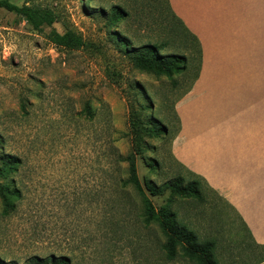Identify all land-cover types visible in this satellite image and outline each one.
<instances>
[{
    "label": "rangeland",
    "instance_id": "rangeland-1",
    "mask_svg": "<svg viewBox=\"0 0 264 264\" xmlns=\"http://www.w3.org/2000/svg\"><path fill=\"white\" fill-rule=\"evenodd\" d=\"M9 1L50 8L56 20L36 30L0 7V161L18 160L0 175L18 190L7 213L0 197V264L61 256L66 264H192L166 258L158 218L146 219L164 205L216 240L219 264H254L264 252L236 213L171 153L174 104L195 75V44L184 49L179 35L163 59L144 54V43L169 40L165 23L143 9L147 0ZM52 29L82 44L58 46ZM173 51L184 59L165 71L159 63ZM176 175L197 181L204 199L145 187Z\"/></svg>",
    "mask_w": 264,
    "mask_h": 264
},
{
    "label": "crops",
    "instance_id": "crops-1",
    "mask_svg": "<svg viewBox=\"0 0 264 264\" xmlns=\"http://www.w3.org/2000/svg\"><path fill=\"white\" fill-rule=\"evenodd\" d=\"M168 1L201 50L197 75L174 104L172 156L264 252V0Z\"/></svg>",
    "mask_w": 264,
    "mask_h": 264
},
{
    "label": "trees",
    "instance_id": "trees-1",
    "mask_svg": "<svg viewBox=\"0 0 264 264\" xmlns=\"http://www.w3.org/2000/svg\"><path fill=\"white\" fill-rule=\"evenodd\" d=\"M154 1H157V3L154 4ZM162 4L164 7H162ZM143 6V9L147 8V11L151 9V13L153 14L152 18H160V21L165 23L163 27L169 37V40L167 39L162 41L160 46L153 45L150 42L144 43L141 46L143 53L148 54V56L151 57L155 56V54L158 57H162V55L160 56V52L165 50V48L170 44V41H175L176 37L179 38L180 35L179 41L184 49L190 50L192 43L195 44L196 47L197 67L193 77L194 79L199 70L201 58L200 44L197 38L174 14L168 0H147ZM0 7L7 11L14 12L36 30H41L44 26H50L56 20V16L53 11L47 7L28 5L26 3L16 5L9 0H0ZM114 9L120 10L119 7H114ZM133 16L135 19L137 18L136 14H133ZM48 38L54 44L67 48H73L82 44L80 36L70 30L65 31L64 33H58L52 29L48 33ZM167 57V60L159 63L165 65V71L178 68L179 63L184 59L183 56L179 55V52L175 51L169 52ZM163 58L164 56L162 59ZM156 60L158 62L159 58H156ZM155 133L157 134V132ZM17 163L18 160L15 156L7 155L6 158L0 161V175L5 176L11 173V170H15L17 168ZM182 182V177L180 175H176L163 182L162 186H158L153 181H148L145 184V187L152 195H159L165 192L168 194L169 199H171L172 196L177 195L204 199L201 195L197 181L192 180L187 184H182ZM17 195L18 190L15 187H11L8 183H0V197L4 206V213H7L10 208L13 207V202L10 201V198ZM146 215L147 221L158 218L157 221L159 227L163 231L166 238L161 245L166 258L172 260L176 258L177 255H180L192 264H219L216 251V240L213 238H200L193 228L178 221L176 218V212H172L166 205L161 206L158 212H153V210L149 209ZM243 226L248 232V229L244 224ZM29 264H66V259L62 256L57 257L56 259L32 257L29 259Z\"/></svg>",
    "mask_w": 264,
    "mask_h": 264
}]
</instances>
